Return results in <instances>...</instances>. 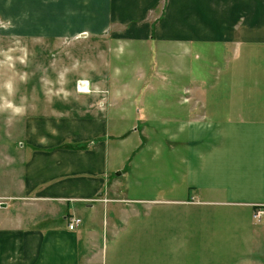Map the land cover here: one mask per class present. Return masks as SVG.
<instances>
[{
    "label": "crops",
    "instance_id": "crops-1",
    "mask_svg": "<svg viewBox=\"0 0 264 264\" xmlns=\"http://www.w3.org/2000/svg\"><path fill=\"white\" fill-rule=\"evenodd\" d=\"M0 18L18 39L155 44L157 80L169 69L188 76L181 100H189V139L204 145L192 195L174 185L151 207L155 218H142L141 230L155 239H134L125 236L133 226L128 199L114 196L142 144L129 113L115 98L86 96L70 112L28 115L17 190L60 209L39 226L22 218L0 224V264H264V218H253L264 207V0H0ZM85 208L93 219L102 208L119 218L99 219L103 231L82 222L70 229L69 219Z\"/></svg>",
    "mask_w": 264,
    "mask_h": 264
},
{
    "label": "rangeland",
    "instance_id": "rangeland-1",
    "mask_svg": "<svg viewBox=\"0 0 264 264\" xmlns=\"http://www.w3.org/2000/svg\"><path fill=\"white\" fill-rule=\"evenodd\" d=\"M0 23L6 24L1 18ZM157 50L153 43L120 44L108 37L83 41L18 39L0 27V224L22 218L30 227L39 226L38 221L57 218L60 209L57 203L23 199L17 190L29 149L24 136L25 117L51 113L53 108L70 112L71 108H79L80 101L85 104L86 96L95 102L105 98L110 101L111 97L115 98L114 106L129 113L132 130L142 132L141 147L131 152L126 176L120 179L114 194L115 201L128 199L123 202L128 211L125 217L133 226L125 236L155 239V232L141 230L142 218L145 222L149 216L155 218L151 207L158 204L156 200L167 198L177 183L181 191L190 188L192 195L203 174V157L199 153L204 148L192 146L189 139V100H181L183 88L188 87V76L169 69L170 73L157 80ZM5 55L13 57L12 64ZM195 63L199 68L202 62ZM199 72L203 75V68ZM82 81L88 83L86 90L78 88ZM174 82L179 83V89L174 88ZM173 95L179 101L174 102ZM9 104L23 110L16 113ZM181 125L185 129H180ZM198 136L203 138V130ZM116 214L108 209L103 215L102 208L93 219L87 208L78 212L83 225L95 223L101 231L103 221L99 219ZM203 255L191 253L193 257Z\"/></svg>",
    "mask_w": 264,
    "mask_h": 264
},
{
    "label": "built area",
    "instance_id": "built-area-1",
    "mask_svg": "<svg viewBox=\"0 0 264 264\" xmlns=\"http://www.w3.org/2000/svg\"><path fill=\"white\" fill-rule=\"evenodd\" d=\"M79 88V87H78ZM254 218L256 221H261L264 218V210L263 209H257L254 213ZM80 223V219H73L70 224L69 227L71 229H74L78 224Z\"/></svg>",
    "mask_w": 264,
    "mask_h": 264
},
{
    "label": "clouds",
    "instance_id": "clouds-1",
    "mask_svg": "<svg viewBox=\"0 0 264 264\" xmlns=\"http://www.w3.org/2000/svg\"><path fill=\"white\" fill-rule=\"evenodd\" d=\"M0 27H7V24H3V23H0ZM6 56V59L7 61L12 64L13 62V57L10 56V55H5ZM21 62L23 63V58H20ZM14 66V65H13ZM5 87H8L9 89L11 88V85L10 84H6ZM9 107H12L13 108V111L16 112V113H19L21 112L23 109L19 106H16V105H12V104H9Z\"/></svg>",
    "mask_w": 264,
    "mask_h": 264
},
{
    "label": "bare ground",
    "instance_id": "bare-ground-1",
    "mask_svg": "<svg viewBox=\"0 0 264 264\" xmlns=\"http://www.w3.org/2000/svg\"><path fill=\"white\" fill-rule=\"evenodd\" d=\"M79 88L82 90H86L88 88V83H86L85 81H82L81 83H79Z\"/></svg>",
    "mask_w": 264,
    "mask_h": 264
},
{
    "label": "trees",
    "instance_id": "trees-1",
    "mask_svg": "<svg viewBox=\"0 0 264 264\" xmlns=\"http://www.w3.org/2000/svg\"><path fill=\"white\" fill-rule=\"evenodd\" d=\"M73 146H74V148H84L85 144H76V145H73Z\"/></svg>",
    "mask_w": 264,
    "mask_h": 264
}]
</instances>
